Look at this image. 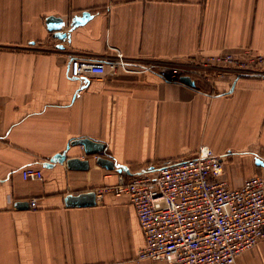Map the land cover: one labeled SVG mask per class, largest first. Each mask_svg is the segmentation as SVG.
<instances>
[{
	"label": "crops",
	"instance_id": "0c3cea01",
	"mask_svg": "<svg viewBox=\"0 0 264 264\" xmlns=\"http://www.w3.org/2000/svg\"><path fill=\"white\" fill-rule=\"evenodd\" d=\"M84 12L91 18L73 28ZM49 17L62 19L64 39L47 28ZM115 50L146 63L248 50L264 57V0H0V264H166L138 259L146 241L127 196L105 194L92 207H68L66 198L202 146L222 157L231 188L264 175V79L228 73L193 88L153 72L71 77V57ZM80 138L104 143L100 155L128 171L70 146ZM64 152L90 168L46 166ZM27 166L44 181L24 180ZM235 264H264V241Z\"/></svg>",
	"mask_w": 264,
	"mask_h": 264
},
{
	"label": "built area",
	"instance_id": "2783aa9c",
	"mask_svg": "<svg viewBox=\"0 0 264 264\" xmlns=\"http://www.w3.org/2000/svg\"><path fill=\"white\" fill-rule=\"evenodd\" d=\"M69 68L77 79L118 71L153 72L167 82L182 83L189 77L195 84L228 73L236 78L264 77V57L248 50L243 57L222 53L181 64L146 63L115 50L100 59L71 57ZM224 172L222 157L202 146L192 155L165 160L152 169L119 175L117 183L104 186L96 198L105 194L129 198L146 241L139 260L235 264L242 253L264 241V175L231 188ZM21 175L24 180L44 181L43 171L32 166L24 167ZM30 205L35 208L36 200Z\"/></svg>",
	"mask_w": 264,
	"mask_h": 264
},
{
	"label": "water",
	"instance_id": "95a60500",
	"mask_svg": "<svg viewBox=\"0 0 264 264\" xmlns=\"http://www.w3.org/2000/svg\"><path fill=\"white\" fill-rule=\"evenodd\" d=\"M91 18L90 13L84 12L81 17H75L72 21V27H76L80 24L85 23ZM47 28L54 32V36L58 39H64L66 37V33L62 32V27L64 25V22L60 18L56 17H49L47 19ZM61 48V47H59ZM181 82L195 88L194 82L191 81L189 77H183L181 79ZM81 146L83 148V151L87 157H97V163L108 169V170H114L115 168L119 172L128 171L126 167L122 166H116L115 162L113 160L104 158L100 155V153H104L106 149V145L104 143L89 139V138H80L75 139L70 143V146ZM66 161L67 167L69 169H78V170H88L90 168V161L89 159H80L78 157L73 158H67L66 153H61L55 155L51 159V163H47V167H51L54 163H64ZM258 164L264 166V160H258ZM29 203L27 202H18L16 206L18 208H26L28 207ZM66 205L68 207H92L97 205V198L96 193L94 191L90 192H84L80 193L78 195H69L66 198Z\"/></svg>",
	"mask_w": 264,
	"mask_h": 264
},
{
	"label": "rangeland",
	"instance_id": "374dc122",
	"mask_svg": "<svg viewBox=\"0 0 264 264\" xmlns=\"http://www.w3.org/2000/svg\"><path fill=\"white\" fill-rule=\"evenodd\" d=\"M255 78H260V79H264V77H255Z\"/></svg>",
	"mask_w": 264,
	"mask_h": 264
}]
</instances>
